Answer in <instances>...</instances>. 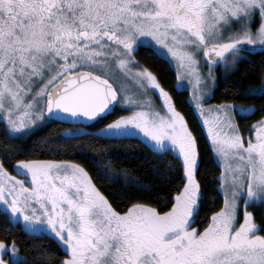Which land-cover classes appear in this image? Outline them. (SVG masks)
I'll use <instances>...</instances> for the list:
<instances>
[{"label":"snow or ice","instance_id":"6c2138e0","mask_svg":"<svg viewBox=\"0 0 264 264\" xmlns=\"http://www.w3.org/2000/svg\"><path fill=\"white\" fill-rule=\"evenodd\" d=\"M141 47L175 62L178 88L187 78L190 103L221 169L215 179L222 203L199 226L193 225L208 205L197 179V137L157 75L135 58ZM258 51L264 52V0H0L6 225L55 240L65 253L55 264H264V115L245 136L235 116L254 114L255 105L203 103L215 87V66L231 74L244 53ZM259 75L260 85L245 95L264 97ZM118 105L128 114L109 120ZM57 121L72 127L37 138L30 149L12 144ZM81 136L98 138L93 147L99 140L139 139L158 160L175 153L180 182L166 210L139 200L118 210L74 160L17 159L15 175L5 167L17 155L74 151L71 142ZM92 164L98 178L122 179L95 157ZM0 231V264H52L53 253L36 249L40 259L30 261L9 239L11 229Z\"/></svg>","mask_w":264,"mask_h":264},{"label":"trees","instance_id":"16d2710c","mask_svg":"<svg viewBox=\"0 0 264 264\" xmlns=\"http://www.w3.org/2000/svg\"><path fill=\"white\" fill-rule=\"evenodd\" d=\"M137 59L152 70L162 86L171 93L175 106L185 116L197 137L200 161L197 179L200 181L205 197L202 203L208 205V208L202 206L200 216L197 217V224L193 225L199 226L203 223L206 215H210V211L216 210L222 203V193L217 191L220 182L215 179L221 169L216 166L204 127L189 101L188 90L176 88L177 73L174 65L168 59L157 56L148 47L139 48ZM261 72H264V52L248 53V57L241 60L236 70L231 74L225 77L218 75V83L209 100L210 103L228 101L243 105H255L257 111L254 114L236 115V121L241 125V131L245 135H249L247 126L264 115V97L247 96L244 91L250 86L260 85L259 73ZM119 113L120 109L117 107L116 112L108 119H114ZM71 126L58 121L50 123L46 127L35 129L34 135L22 136L12 141V144L22 150L30 149L37 138L59 135L60 132ZM97 140L98 138L95 137L81 136L71 142L75 146L74 151H68L64 155L40 153L17 155L12 157L11 162L6 161L5 167L13 170L11 165L17 159L74 160L82 164L93 175L94 182L118 210L126 209L130 202L136 200L166 210L164 205L167 203L168 197L175 191V186L180 182V166L175 153L167 154L158 160L156 159L157 154L139 139L99 140L93 147L92 142ZM2 146L3 138L0 136V151L3 150ZM60 151L65 150L61 148ZM94 157L102 166H109L114 172L121 173L122 179L109 182L98 178L96 176L98 169L92 164ZM169 165L172 166L171 171H168ZM142 185L149 187H142ZM249 210H253L257 217L260 215L259 209ZM6 220L7 216L3 214V209H0V229L4 227L11 229L14 235L9 239H16L20 245V254L28 257L30 261L40 259V252L36 249H44L53 253L52 264L65 255L57 246L56 241L49 236L26 234L21 224H16L15 228H12L11 225H6ZM0 239H4L2 231H0Z\"/></svg>","mask_w":264,"mask_h":264},{"label":"rangeland","instance_id":"374dc122","mask_svg":"<svg viewBox=\"0 0 264 264\" xmlns=\"http://www.w3.org/2000/svg\"><path fill=\"white\" fill-rule=\"evenodd\" d=\"M243 55L246 56V57H248V53H244ZM171 63L174 65V67H175V69H176V73H177V67H176V65H175V62L173 61V62H171ZM202 71L207 72V66H206V65H203V66H202ZM213 72H214V75H215V77H216V80H215V87H216V85H217V83H218V75L220 74V75H222L223 77H225V76H227L228 74L226 73L225 69L222 68V67H220V66H215V67L213 68ZM180 83H181V86L178 88V76H177L176 88H177L178 90H181V89H186V90H188V92H189V101H190V96L192 95V92H191V86H189L188 83H187V78L184 77V78L181 80ZM209 87H211V85H209ZM215 87H214V88H215ZM214 88L211 89L210 97L212 96V93H213ZM165 90H166V89H165ZM149 95L152 97V99H153V101H154V103H155V105H156L157 110H159V108H160V103H161L160 99L157 97L156 93H154V92H150ZM209 100H210V98H207V99H205V100L203 101L205 107L211 106V105H213V104H218V103H210ZM232 103H233V102H232ZM235 104H237V105H243V104H239V103H235ZM191 105L194 107V105H193L192 103H191ZM118 107H119V109H120V113H119V115L128 114L129 109H127L126 106L118 105ZM176 108H177V107H176ZM122 109H123V110H122ZM177 109H178V108H177ZM178 110H179V109H178ZM179 111H180V110H179ZM180 112H181V111H180ZM197 115H198V113H197ZM198 117H199V115H198ZM199 119H200V121H201V118H200V117H199ZM235 119H236V116H235ZM71 127H72V126H71ZM68 128H70V127H68ZM204 130H205V132H206V128H204ZM242 133H243V132H242ZM243 134H244V133H243ZM244 135H245V134H244ZM245 136H247V135H245ZM9 171L12 172L13 175L16 174L14 170H10V169H9ZM20 178L23 179L24 177H20ZM5 258H7V257H5Z\"/></svg>","mask_w":264,"mask_h":264},{"label":"flooded vegetation","instance_id":"af4514ba","mask_svg":"<svg viewBox=\"0 0 264 264\" xmlns=\"http://www.w3.org/2000/svg\"><path fill=\"white\" fill-rule=\"evenodd\" d=\"M139 51V50H138ZM138 51L137 52H135L134 53V56H135V58L137 59V53H138ZM138 60V59H137ZM141 63V62H140ZM142 64V63H141ZM143 65V64H142ZM167 91V90H166ZM169 92V91H168ZM170 93V92H169ZM171 94V93H170Z\"/></svg>","mask_w":264,"mask_h":264},{"label":"water","instance_id":"95a60500","mask_svg":"<svg viewBox=\"0 0 264 264\" xmlns=\"http://www.w3.org/2000/svg\"><path fill=\"white\" fill-rule=\"evenodd\" d=\"M64 124H66V123H64ZM68 125H71V124H68Z\"/></svg>","mask_w":264,"mask_h":264}]
</instances>
